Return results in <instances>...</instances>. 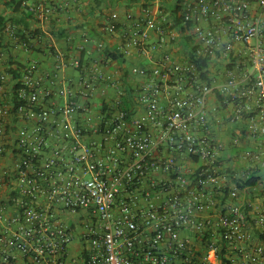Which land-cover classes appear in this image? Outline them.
I'll return each instance as SVG.
<instances>
[{"label": "built area", "instance_id": "1", "mask_svg": "<svg viewBox=\"0 0 264 264\" xmlns=\"http://www.w3.org/2000/svg\"><path fill=\"white\" fill-rule=\"evenodd\" d=\"M6 1L35 24L3 28L30 49L32 32L85 0ZM177 5L171 17L184 32L160 9L125 15L122 52L139 60L129 114L125 93L105 101L97 73L44 105L51 94L29 70L0 106V264H264V0ZM117 21L111 14L104 30ZM183 38L176 61L169 53ZM6 79L0 70V89ZM210 96L225 110L226 143L214 134ZM13 119L23 123L14 139ZM244 191L261 200L241 202Z\"/></svg>", "mask_w": 264, "mask_h": 264}, {"label": "crops", "instance_id": "2", "mask_svg": "<svg viewBox=\"0 0 264 264\" xmlns=\"http://www.w3.org/2000/svg\"><path fill=\"white\" fill-rule=\"evenodd\" d=\"M37 1L27 0L29 4ZM178 1L85 0L78 8L68 10V12L62 11L59 24L52 22L49 25H40L38 28L40 34L37 37L32 36L30 39L33 47L25 49L18 42L11 40L3 29L9 23V20L15 21L20 19L21 16L19 14L13 16L10 9L5 6L7 1L0 0V70L7 77L5 85L0 89V106L7 104L11 93L25 84L27 71L29 70L33 79L39 82L41 91L51 94L46 100L40 99L44 105L51 102L52 95L56 94L58 90L76 85L83 76L90 77L93 73H97L101 77L102 82L97 84L99 93L103 94L102 90L107 89L105 101H111L118 97L119 93L124 94L128 89H134L138 80L133 75V69L138 66L139 60L136 55L125 56L122 52L123 42L125 41L124 30L128 26L125 15L131 13L135 17H139L146 10L160 9V13L166 18L164 24L173 26L175 21L174 16L171 17V15ZM53 3L63 7L61 0H54ZM113 13L118 15V21L114 24L113 32L108 33L104 30V27L106 20ZM34 27L33 22H27L25 29L27 31L35 30ZM58 32H62L63 36L58 37ZM84 38H86V41ZM178 42L179 51L175 53L167 51L176 61L182 60L189 47L183 39L178 40ZM107 49L112 53L114 51L121 53L122 59L115 61L108 59L105 53ZM58 56L61 59L59 61H57ZM154 56L159 58L160 54ZM77 61L79 63L78 68L70 66L71 63ZM144 64L149 63L144 62ZM215 66L211 69V78L214 76ZM53 101L64 104L67 98L56 96ZM101 103H103L101 98L95 100V105ZM208 107L214 134L226 143L228 131L222 127L221 121H219L225 119V110L220 107L217 99L213 96L209 97ZM9 126L13 130L11 137L14 139L17 130L23 126V123L13 119ZM93 139L95 137H90L89 134L82 137L84 143H88ZM12 161L10 158L6 159L5 166L9 167ZM262 175L263 172L259 174V176ZM255 188L256 191H259L261 186ZM253 195L250 196L249 193L247 194L244 191L240 195V201L243 203L251 202L255 197L261 200L262 193H254ZM216 198H219V196H216Z\"/></svg>", "mask_w": 264, "mask_h": 264}, {"label": "trees", "instance_id": "3", "mask_svg": "<svg viewBox=\"0 0 264 264\" xmlns=\"http://www.w3.org/2000/svg\"><path fill=\"white\" fill-rule=\"evenodd\" d=\"M130 1L131 2H136L138 0H130ZM181 1L182 0H179L178 3H180ZM13 4L14 3H12V2L11 3H5V6L8 9H12L13 16H15L16 14H18L19 12L22 14V17L20 19H16L15 21L14 20L13 21L16 22V23H20L24 28H26L27 27V18L28 17H26V14H25L24 11H21L19 4L14 5V7H13ZM178 10H179V7H178V5H176L175 8H174V10L172 11V13L173 14H175V13L177 14L178 13ZM175 23L181 27V31L182 32L185 31V27L182 25V21L180 19H176ZM39 32L40 31L36 30V31L32 32L31 35L33 37H37L40 34ZM57 36L58 37H62L63 36V33L62 32L61 33L58 32L57 33ZM188 40H189V38H183V41H184V43L186 45H187ZM105 53H106V57L108 59H111V60H114V61L117 60V59H122V54L119 53V52L114 51V53H112V52H110L107 49V50H105ZM207 66L208 65H207L206 60H201L200 62H198V69L199 70H200V68L207 67ZM13 75L15 76L14 73H13ZM130 95H131V89L130 90L129 89L126 90L125 91V97H123V101H122L123 106H124L123 111L126 114H129L131 112L130 111L131 104L129 103V100H130V97H131ZM255 184H256V180L253 179V178H251V179L243 182L241 185L239 184L238 186L240 188H243V187L254 186Z\"/></svg>", "mask_w": 264, "mask_h": 264}, {"label": "rangeland", "instance_id": "4", "mask_svg": "<svg viewBox=\"0 0 264 264\" xmlns=\"http://www.w3.org/2000/svg\"><path fill=\"white\" fill-rule=\"evenodd\" d=\"M96 103H98V102H96Z\"/></svg>", "mask_w": 264, "mask_h": 264}]
</instances>
